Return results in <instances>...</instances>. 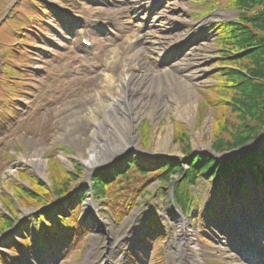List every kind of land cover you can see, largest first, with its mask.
Listing matches in <instances>:
<instances>
[{
    "label": "rangeland",
    "instance_id": "rangeland-1",
    "mask_svg": "<svg viewBox=\"0 0 264 264\" xmlns=\"http://www.w3.org/2000/svg\"><path fill=\"white\" fill-rule=\"evenodd\" d=\"M7 1L8 0H0V17L5 14V11L2 13V6ZM9 1L12 2L13 0ZM62 1H67L68 6L64 5L61 0H51L49 1L50 5L46 4L52 15L50 22L55 24L54 29L51 28V31H46L47 35L35 38L37 40L35 42L33 38L32 43L25 42L24 46L19 47L10 57L4 56L3 66L5 71L2 79L0 80V213L8 216L9 218H12V215H9L11 212H7L3 209V202L9 198H15L13 196V186H22L23 191H25V189L27 190L28 186L26 185L28 181H31V178L35 177L38 182L49 188L51 184L49 175L51 174L57 178V176H55L57 173L65 175V172L71 180L69 182L62 181L63 184L61 182L59 184L67 186L68 189L71 188L72 190L69 191L70 193L76 191V197H81L79 212L80 219H82V208L90 199V196H88L84 190V187L87 185L86 178L88 173L91 172L94 174L97 169L107 168L115 164L122 165V163L127 159L133 160L141 166V154H137L138 149L132 148L131 150L123 151V153L117 158L112 157L109 160H102L90 171L86 170L81 162V160L83 161L89 156V151H86V147L91 142L96 140L97 142H100L101 140L99 136V129L97 130L93 123L75 125L74 130L69 132L65 139H57L59 134L65 132V126L68 124L65 121L61 122L57 119L58 116L65 114L63 112H61V115L59 114L62 107L66 105H76L78 107H82L83 104L90 106L94 103V99L90 100L89 98L85 100V103L83 104L82 100L90 95L94 89H98V80L101 77V70L103 68L105 55L108 50L114 48V45L117 43L115 39L111 40L108 45V43L102 42V39H100L99 36L94 35V39H92V47L87 49L81 48L78 42H76L73 34H61L64 31L63 24L60 23V17L62 14L59 17V7H65L74 13H84L88 16V19L92 18L98 20L96 13L92 10L95 5L91 4L89 0ZM22 4L23 0H19V5ZM173 5L175 9L171 17L173 18V21L166 25V28L172 31V27L174 25V34L177 33L178 36L187 34L196 28V26L193 27V18H195V22L199 23H201L202 20L207 21L200 32L196 33L197 35H195L194 41L189 42L184 49L182 48L183 50L181 49L182 52L180 54L181 61H188L192 58L193 53L196 51L200 52L198 50H201L200 48L203 45L206 44V46H208L201 50V52L206 55V61L203 66L206 70L204 69L205 71L199 72L200 75L194 88L197 94V100L196 106L191 113L193 119L191 123L188 124L187 122L177 119L171 110L166 113H162L165 115H160L154 119L141 116L135 123L133 133L135 131V144L138 145L139 151L141 152L142 150L143 153L157 152L158 150L155 146L156 137L158 135H168L169 142L167 153L170 155L163 154L155 157L153 156V159L157 158L161 159V161L162 159H168L172 161V164L177 163L178 166L183 169V167H188L187 163H185L186 161L191 160L197 155V153L201 152L200 148L208 147L210 149L211 146L219 140L217 138V131H219L218 126L222 124L221 120L226 119L231 125H233L234 119L230 116L232 112L231 110L228 111L227 109L222 111L223 108L221 107H210L206 104L205 98L209 96L216 97L213 90H217V88H222L223 91L229 89H223V85H218L217 80L214 78L215 75L218 71H220V69H222V66H225L224 68H232V70L240 69V64L233 66L230 62L242 59L247 54L252 53L253 49L240 48L238 51H233L231 53L229 49H232L228 46L225 48L217 44L215 31L214 29L211 31L209 27L212 24L225 19H234L236 13L232 10L216 11L210 15H215V18L202 16L196 19L198 16L197 14L202 13L204 9V5L201 2H196L195 0H177L174 1ZM183 12H185V16H182ZM66 18V16H62V23L66 21L64 23L65 26L68 24V20H66ZM5 27L8 31H10L9 33L17 32H13L11 29L7 28L6 25ZM33 27V24H31L30 28L33 29ZM60 27L62 32H56L57 28ZM91 31H94L95 34H99L101 30H99L96 25H93ZM204 31L206 33H204ZM5 33L6 31L0 32V36L4 34L5 38H7L8 36ZM15 35L13 34L12 37ZM61 39L65 40L67 43L58 46L57 43L59 44ZM144 44L145 43L143 42V46ZM31 45L33 47H31ZM69 45H72V47L68 51V48L64 47ZM6 48H9L8 45L3 47V51ZM187 51L189 52L187 53ZM228 52L230 53L229 59H232V61L225 59V54ZM54 54L57 59H53L52 61L50 58H53ZM226 57H228V55ZM221 59L222 63L226 65H222ZM223 60L225 62H223ZM161 61L163 60L148 58L147 65L157 71L164 70L168 67L166 66L167 62H164L165 64H161ZM244 63L241 66L242 68L244 67ZM176 68V66L173 67V69ZM179 72L185 76L186 74L195 71L193 67H187L186 69H181ZM112 73H114V71ZM140 93V96H142L141 91ZM240 96L242 97L241 99L246 100V98L242 96L241 91ZM140 98L142 101L147 100V98L144 97ZM250 99L252 102L255 100V98H253L254 100H252V98ZM18 101L20 105L18 104ZM122 104L124 110L121 112L118 110L116 111L118 117L121 118H123V112L128 113L131 110L130 107L125 105V102H122ZM142 105L144 106V104ZM251 108H253V105ZM132 110L137 111L138 108ZM234 116L236 119H240L235 114ZM109 117H112L110 123H108L109 121L105 122L106 125L103 123L102 128H106L109 134H112V132L116 133V130H113L111 127L119 126V121L113 119L114 116L112 114ZM227 127L228 125L224 127V131H219L222 132L220 134L222 137L220 140L230 136L228 133L230 127L229 129ZM80 128L84 131H80ZM93 131H96L94 135L92 134ZM78 132L84 135L81 136ZM119 132L122 133L120 129ZM77 134H79L80 137ZM80 138H82V140ZM41 147L44 148V151H41L42 153L40 150L36 151L37 148ZM258 147L260 149H264V145L262 144ZM173 148H175V152H177V154L173 153ZM184 150H186V153L189 154L184 156ZM29 156H34V158L40 159L43 168L45 169V178L39 177L36 173H34L32 167L24 165L21 161L22 157L25 158ZM171 163L168 165L170 166ZM151 166L152 167L149 168L151 169L150 171L155 168L154 162L151 163ZM76 168H79V171L76 172ZM21 171H26V174H28L31 178L29 177L28 180L25 179L26 181L21 179L25 176V172ZM177 175L178 173H172L170 178L172 179L177 177ZM71 176H73V178ZM144 180L145 179L141 178L140 174L132 175L131 183L125 184L124 187H137ZM55 181H59V178ZM220 182L222 184V188L224 189L225 184L223 182L222 175L220 177ZM210 184H212V182L199 178L195 188L196 193L194 192L196 202L191 203V205L184 212L181 211V214L190 221V229L195 236L197 235V232L200 231L199 224H205L204 217H206V211L201 209L204 207L203 199L208 194ZM147 189L150 194L142 198H138L136 200L138 204L132 209L129 216L121 220H115L112 218L105 198H92L94 205L103 212L107 221L111 225V232L107 240H105L108 233L107 229H95L94 227L88 225L86 226L87 234L83 236L84 239H81V242L84 241L83 246L80 247V245L77 244L78 242L75 245L70 244L69 242L73 241L70 239L63 240V244L61 245L64 246L62 247L68 246V250H66V252L58 251V253H55L51 239L46 241V248L49 254L42 252L38 244H35L33 238L32 241L35 248L30 250L27 254H22L20 252V247H18V245L14 242H11V245L15 246L17 249L16 251L21 255L22 262L20 264H46L47 261H51V264H84L90 249L93 248L90 255L91 258L89 259L91 261L94 257H97L99 251L106 245L103 243L104 241L108 243L107 246L111 245V238L113 237V239H115V235L117 234L116 231H118V234L123 231L122 227L124 226L121 227V225L127 220L134 224V228L131 231L132 236H134L133 244L130 247L122 244L119 245L121 248H119V246L115 247V257L119 259L124 255L125 264H142L137 258H135L133 262L128 261L126 259V255L127 252H131V250L135 247L140 249L141 243H143L145 244L146 249L141 248L142 255L140 256L143 259L144 264H164L165 261H169V264H175L174 260L176 259L175 247L177 246V233L175 230L174 218H172V216L168 213V208L174 205L169 186L161 185L155 181L152 182ZM80 190L81 192H78ZM262 190V187H260V191ZM218 193L221 197L222 193L221 190L219 191V188ZM32 194L36 195L33 192ZM71 195L72 194H70V196ZM76 199L77 198L74 199V202ZM235 206H238L237 211L230 208L229 221L231 223L239 220V215L243 209V205L235 204ZM13 207L14 210H16L15 214L17 216L15 225L13 226L14 233H17L14 239L21 241V235L23 237L24 235L30 236V228H25L23 223L28 219L29 221L27 225H29L30 222H34L32 220V216L35 214L33 212L34 207L22 208L18 206V203H15ZM151 209L155 210L159 223L161 224L160 234L162 235V239L160 245L157 244L158 239L156 236L150 237L148 241H143L139 238L142 229L146 227L147 218ZM66 213H68V211L64 214ZM23 228H25V230ZM210 228L211 229L204 231L206 239L209 240V238H211L209 243L202 245L196 238L199 248V250H197L199 253V259L206 264H225V259L222 255L223 251L216 246L218 245V242L225 243L228 247H230L229 245L234 246V243L230 242L229 236L224 234L222 229L221 231H217L214 227ZM32 233L34 232L32 231ZM7 244V242H4V245L1 246L6 250L4 252L14 258L13 253L9 249L7 250L5 248L8 247ZM252 245L255 246V243L251 242L250 246ZM155 247L157 249H161V256L158 257L156 254L153 256ZM238 247L240 248L241 246ZM247 249H250V247L247 246ZM134 252L138 253L136 250H134ZM162 252L165 254L164 262ZM4 257L5 256L3 255L0 256L1 263H5L6 257L5 259ZM215 260H217V262H214Z\"/></svg>",
    "mask_w": 264,
    "mask_h": 264
},
{
    "label": "bare ground",
    "instance_id": "bare-ground-1",
    "mask_svg": "<svg viewBox=\"0 0 264 264\" xmlns=\"http://www.w3.org/2000/svg\"><path fill=\"white\" fill-rule=\"evenodd\" d=\"M174 10L173 4L169 8L161 10L158 15L159 22L170 19ZM212 18H215V15L212 16ZM204 24L205 23L203 22L201 27H203ZM160 28L161 27H158L157 29ZM157 29L147 31L146 36L142 37L144 38V41L140 40L139 42H134L132 47L125 50L127 52L126 54L122 53L121 47H114L108 50L105 56L103 68L101 70V77L98 80V89H94L90 95L82 100V104L89 98L90 100L94 99V103L90 106L83 104L82 107H78L76 105H66L62 107V110L59 113L60 115L61 112L65 114L58 116L57 119L61 122L65 121L68 124L65 126V132L59 134L57 139H65L66 135L74 130L75 125L83 123H93L97 130L99 129V136L101 138L100 142H97L96 140L87 145L86 151H89V156L87 159L83 161L81 160L84 167L88 171L92 170L93 167H95L102 160H109L112 157L117 158L123 153V151L131 150L132 148L138 149L137 154H141L142 165L150 166L151 163L154 162L155 166L157 158L153 159L152 156L155 157L163 154L170 155L167 153L169 142L168 135H158L156 137L155 146L158 150L157 152L143 153L141 149V152L139 151L138 145L135 144V131L133 133V130L135 129V123L141 116L154 119L160 115H165L162 113H166L171 110L177 119L187 122L188 124L191 123L193 119L191 113L196 106L197 100V94L194 88L200 75L199 72L206 70L205 67H203L206 61V55L201 52V50L208 46H206V44L203 45L200 48L201 50H198L200 52L196 51L193 53L192 58L188 61L177 62L178 60H176L166 69L157 71L147 65L148 58H156L157 60L161 59L165 54L164 50L166 47L171 45L173 42V39L166 34L165 30ZM143 42L145 43L144 46ZM174 66L177 68L173 69ZM187 67H193L195 72L188 73L185 76L180 74L179 71L181 69H186ZM113 71L114 73H112ZM140 91L142 92V96H140ZM140 97L147 98V100L142 101ZM122 102H125V105L131 108L128 113H122L123 118L118 117L116 112L117 110L120 112L124 110ZM142 104H144L145 107ZM136 108H138L137 111L132 110ZM111 114L114 116L113 119L119 121V126L111 127L113 130H116V133L112 132V134H109L107 129L102 127L103 123L108 121V123H110L112 117L109 116H111ZM119 129L122 133L119 132ZM81 130L83 129L80 128V131ZM95 132L96 131H93L92 134L94 135ZM262 132L263 131L260 133ZM78 133L81 134V136L84 135L80 132ZM79 134L77 135L79 136ZM80 139L82 140V138ZM200 149L201 151H204L203 155H205L206 152H210V150L212 151V149H209L208 147H202ZM38 150L43 152L44 148H37L36 151ZM173 153L177 154V152H175V148H173ZM233 154H235V152H231L223 156L231 157ZM21 161L24 165L32 167L34 173H36L39 177L45 178V169L43 168L39 158H34V156L25 158L22 157ZM163 161L167 162L170 160L162 159V162ZM84 190L87 193L92 189L90 187H84ZM75 192L76 191H73L71 196H66L64 201L58 204L59 208L66 209V204L74 203L75 198H77L75 200V202H77V200L80 199V196L76 197L77 192ZM78 192H81V190ZM82 209L83 218H87V221L89 220L92 227L95 229H107L108 233L105 239L107 240L111 232V225L107 221L103 212L94 205L92 198L84 204ZM168 213L174 218L177 233V246L175 247V250L176 255L178 254V256L175 259V262L180 264L181 253L183 249H187L189 255L192 259L196 260L197 264H205L199 259V253L197 251L199 248L196 244L194 234H192L190 229V221L184 215H181L177 208L176 210L173 208L168 209ZM128 221L129 220L125 221L121 227ZM245 222L247 223L248 220H240L241 224H246ZM128 225L129 222L125 225L124 231H121L120 234L116 231L117 234L115 235V239H113V237L111 238L112 246L115 244L117 239L125 233ZM9 234L13 238L17 235L14 231ZM132 240L133 239L129 235L125 241L128 245H131ZM14 243L16 244V242ZM103 243L108 245L105 241ZM5 248L8 250L15 248V246L8 243V247ZM218 248L223 251V256L226 258L225 264H246L244 259H239L235 255L233 256L231 249H229L224 243L219 242ZM109 249H111L110 246L102 247L97 259L95 257L98 264H120L118 259L106 254L109 252ZM1 250L6 251L4 248H1ZM90 255L91 251L88 253V257L85 259L84 264H93V261H89ZM247 258L250 260V264H264L262 260H258L255 254L254 256L253 254H249ZM107 259L108 262H106ZM183 264L187 263L183 262ZM189 264L192 263L190 262Z\"/></svg>",
    "mask_w": 264,
    "mask_h": 264
},
{
    "label": "trees",
    "instance_id": "trees-1",
    "mask_svg": "<svg viewBox=\"0 0 264 264\" xmlns=\"http://www.w3.org/2000/svg\"><path fill=\"white\" fill-rule=\"evenodd\" d=\"M198 1L208 10L224 5L239 11L235 21L225 22L217 26V44L225 48L228 46L232 49H229L231 53L233 51H238L240 48H253L252 53L247 54L242 59L233 60L235 63L230 62L233 66L240 64V69L232 70V68H223L215 75L214 78L217 80L218 85H223V89H229L223 91L222 88H217V90H213L216 97L209 96L205 98L206 104L210 107H221L223 108L222 111L227 109L228 111H232L230 116L234 119L233 125L224 119L221 120L222 124L218 126L219 131H224V127L228 125L227 128L229 129L230 127L228 130L230 136L220 140V138H222L220 136L222 132L217 131V138L219 140L211 146L214 153L223 154L247 145L249 142L257 139L259 133L264 130V0ZM229 54V52L225 54V59L232 61V59H229ZM227 55L228 57H226ZM223 62L225 61L223 60ZM243 63L244 67L242 68L241 66ZM222 65L226 64L222 63ZM240 91L246 100L241 99ZM250 98H252V100L255 98V100L252 102ZM252 105L253 108H251ZM234 114L240 119H236ZM183 153L184 156L189 154L186 153V150H184ZM259 157L260 153L258 150H249L243 153L239 158L235 157L230 164L226 161L221 163L216 157L210 155L197 154L194 158L185 162L188 166L186 170L178 166L177 163L172 164V161L158 162L157 171L159 173L157 175L153 174L149 180L161 179L167 183L172 181L170 178L172 173H178L181 180L174 185L175 197L179 202H185V200L189 198L188 187L194 185L198 177L205 175L208 178H212L217 173H222L224 181H228L227 174L230 166L239 184L246 181L243 169L247 171L249 176L257 184L263 183L264 168L260 164L261 160ZM170 163L171 165L169 166L168 164ZM127 164L128 169L135 170L133 175L140 174L147 176L149 173L145 170L138 169L135 163H133V160L128 161ZM77 171H79V168H76V172ZM21 172H25V176L21 179L24 181H26L25 179L28 180L30 176L26 174V171ZM64 174L65 175L57 173V175H55L59 178V181H55L57 178L50 174L49 180L51 184L49 188L38 182L35 177H30L31 181L27 182L26 186L28 187L25 191L22 190V186H13V196L15 198L6 199L5 202H3V209L7 212H11L9 215L11 214L12 218L15 219L16 210H14L13 207L15 203H18V206L22 208L34 207V209H39L43 204L51 202L58 197L65 196L69 193L71 188L68 189L67 186H62L59 183H62V181L69 182L71 179L65 172ZM117 174L121 176L124 182H130L127 170L123 172L117 171ZM73 176L71 177L73 178ZM117 179L118 177H115L108 181L110 185L107 186L101 185L103 181H97V178H95L93 181V194L98 197H107L111 192H117V190H119V192L124 191L122 189V180ZM140 190H143V187ZM227 190L230 191L228 183ZM32 192L36 195L32 194ZM122 196L126 198L127 194L123 193ZM129 202L130 203L125 208L126 213L129 211L130 204L133 203V200ZM12 218L0 214V232L4 228L12 225ZM57 218L61 220V217Z\"/></svg>",
    "mask_w": 264,
    "mask_h": 264
},
{
    "label": "water",
    "instance_id": "water-1",
    "mask_svg": "<svg viewBox=\"0 0 264 264\" xmlns=\"http://www.w3.org/2000/svg\"><path fill=\"white\" fill-rule=\"evenodd\" d=\"M264 136V132H262L261 134H260V138H262ZM259 140V139H258ZM244 149V148H243Z\"/></svg>",
    "mask_w": 264,
    "mask_h": 264
}]
</instances>
